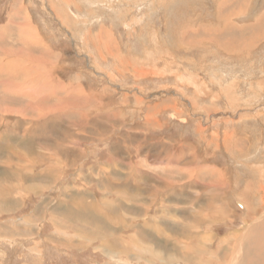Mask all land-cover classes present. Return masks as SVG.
<instances>
[{"label":"rangeland","instance_id":"1","mask_svg":"<svg viewBox=\"0 0 264 264\" xmlns=\"http://www.w3.org/2000/svg\"><path fill=\"white\" fill-rule=\"evenodd\" d=\"M0 71V264H264V0H0ZM55 115L74 126L42 128ZM126 133L157 137L159 170L131 156L103 195Z\"/></svg>","mask_w":264,"mask_h":264},{"label":"crops","instance_id":"2","mask_svg":"<svg viewBox=\"0 0 264 264\" xmlns=\"http://www.w3.org/2000/svg\"><path fill=\"white\" fill-rule=\"evenodd\" d=\"M54 84V83H53ZM38 86H39V89L36 91V94H35V96H37V95H39V96H42V95H45L46 97H47V95H48V90L47 89H49V87H47V85L46 84H38ZM55 86H56V84H55ZM60 86L59 85H57V88H59ZM63 88H70V87H66V86H64ZM63 88H61L59 91H58V93H62L63 94V97H65V95L67 94V93H69L70 91V89L68 90V89H63ZM44 89V90H43ZM72 89V88H71ZM63 90V91H62ZM72 91V90H71ZM38 92V93H37ZM16 93L15 92H12V95H10L9 93H8V103L9 102H11V101H13V99H12V97L14 98V99H16V101H19V102H23L24 101V98L22 97V95H21V97L19 96H17V95H15ZM49 96V95H48ZM26 102V101H25ZM16 103V102H15ZM147 111L148 110H145V108H143L142 110H140L136 115L138 116V120L140 121V122H142V124L144 125V126H146V128H147V130H153L154 128H155V125H154V120H153V117L152 116H154L155 114L154 113H148V115H147ZM140 115V116H139ZM151 118V119H150ZM140 126L138 125L137 126V128H139ZM157 130V129H156ZM115 132H116V130H114L113 132H109L108 133V136L107 137H110V138H113V136H112V134H115ZM25 133V132H24ZM21 134H23V132L21 133ZM21 136V135H20ZM23 136V135H22ZM130 137V138H129ZM157 137H152V134L150 135V136H147V135H143V133H132V135H131V133H126V135H121L120 137H118V139L116 140V142H112V143H107L109 146H110V151L113 153V154H115V155H118V154H120V156H121V154H122V158H124V157H126L125 158V160H124V162H123V164H120V166H119V162H117V164L115 165V162L116 161H111V159L113 158V157H111L110 155V158H106L104 161H103V163H105L106 161H107V163H106V168L107 169H110L112 172H110V171H108V173L107 172H103V173H100V175H95L96 174V172L94 173V175H92L93 176V181H92V184L90 185V187H93V186H96V189H98V190H101V194H103V195H106V196H109V194H110V191L106 188L107 187V180H111L110 179V177L109 176H114L115 178L116 177H120V176H122V174L124 173L123 172V169L126 171V172H128V171H130L131 170V166L129 165V166H127V163L129 162V158L131 157V156H135V159L133 160V162H135L136 160H138L139 159V163H142V164H144V170H159V168H156V169H154V167L153 166H151V164H153V163H157V159H159L160 160V157H158V156H160V151L158 150V151H156L157 149H156V144H155V142H158L157 143V145H159L160 143H159V141H156L155 139H156ZM101 141H107V139H103V140H101ZM111 141V140H110ZM137 141V142H136ZM128 142V143H127ZM106 144V145H107ZM116 144V145H115ZM129 145V146H128ZM117 146V147H116ZM132 146V147H131ZM55 147H58L57 145H55ZM114 147L115 148H117L121 153H119V151L118 152H116V150H114ZM69 148V147H68ZM66 149V148H65ZM70 149V151H71V149L72 148H69ZM106 150L108 151L109 150V147L107 146V148H106ZM30 152V153H29ZM74 152H76L75 150H74ZM73 152V153H74ZM129 153V154H128ZM18 154H19V156L20 155H28V156H31V155H33V152H32V148L31 149H29L28 151L27 150H25V149H20L19 151H18ZM156 155H158V156H156ZM19 156H16V158L17 157H19ZM28 156H24V163H23V165H25L26 164V159H28ZM137 156V157H136ZM157 157V158H156ZM39 159V158H38ZM42 159V158H41ZM131 159V158H130ZM20 160V159H19ZM192 161H193V159H191ZM191 160H189L190 161V163H192V161ZM70 161H71V164H72V159H70ZM162 161H164V162H166V157L165 158H163L162 159ZM61 162V163H60ZM59 165H61V167H64V166H67L68 165V161H64V160H61V161H59ZM103 163H95L94 164V166L93 165H91L90 166V168H94V167H98V166H101ZM172 163V159L170 158V157H168L167 158V163L166 164H171ZM19 165H21V163H18ZM62 164H64V166L62 165ZM47 164H45L44 166H46ZM124 165V166H123ZM157 165H158V163H157ZM191 165V164H190ZM118 166L121 168V170H119L118 169ZM186 166H188V164L186 165ZM169 167V166H168ZM106 170V169H105ZM123 172V173H122ZM122 173V174H121ZM45 174V173H44ZM214 175H216V185H215V187L213 188V189H215V193L213 194L212 192V194H213V196H217V193H220V191L222 190L221 188H223L222 186H218V183H217V175H219V174H215L214 173ZM84 175L82 174V178H89V176L87 175V177H83ZM139 176V178H146V179H148L149 181H150V178H148V177H146L145 175H138ZM100 179H98V178ZM101 177V178H100ZM81 178V179H82ZM81 179H79V181L81 180ZM101 181V182H100ZM86 184V183H85ZM97 184V185H96ZM87 185V184H86ZM99 185H100V187H99ZM111 186V183L109 184V187ZM119 186V185H118ZM118 186H117V188H118ZM121 186H122V189L121 190H123V189H125V187L123 186V183H121ZM87 188H89V186H87ZM218 188H220L219 190H218ZM90 189V188H89ZM212 190V189H211ZM211 190H209V191H211ZM118 193H120V191L119 190H117V192H116V194H118ZM111 194H113V193H111ZM216 194V195H215ZM23 195H26V193H24Z\"/></svg>","mask_w":264,"mask_h":264},{"label":"bare ground","instance_id":"3","mask_svg":"<svg viewBox=\"0 0 264 264\" xmlns=\"http://www.w3.org/2000/svg\"><path fill=\"white\" fill-rule=\"evenodd\" d=\"M65 3L67 4V3H69V1H65ZM15 11V10H14ZM19 11V10H18ZM45 15V14H44ZM55 15V14H54ZM63 17V16H62ZM29 19H31V18H29ZM36 46V45H35ZM8 52V51H7ZM50 52V51H49ZM4 56V55H3ZM8 58V61H10L11 60V55H9V54H7L6 55ZM148 56V55H147ZM5 58V57H4ZM118 61V60H117ZM121 61V60H120ZM132 61V60H131ZM140 61V60H139ZM2 62V61H1ZM35 62V61H34ZM33 62V63H34ZM143 62V61H142ZM8 63H10V62H8ZM122 63V62H121ZM36 64H38V63H36ZM41 64V63H40ZM25 65V64H24ZM42 65V64H41ZM108 66V65H107ZM125 67V66H124ZM9 68V67H8ZM26 69H30V68H26ZM12 70V68L10 69V71H9V73H7L8 74V76L10 77V74H12V75H16L17 73L19 74V75H24L25 74V70L24 71H22V72H17V71H11ZM189 70V69H188ZM3 71H4V69H3ZM30 71V70H29ZM52 71V70H51ZM1 72V71H0ZM123 72V71H122ZM136 72V71H135ZM138 72V71H137ZM140 73H142V72H140ZM28 74H29V72H28ZM30 76H31V74H30ZM141 76V75H140ZM27 77V76H26ZM145 77H148V76H145ZM30 79H32V78H34L33 76H31V77H29ZM37 78H39V76H37ZM137 78V77H136ZM141 78V77H140ZM143 78V77H142ZM7 79V78H6ZM9 79V78H8ZM24 79V78H23ZM187 79V78H186ZM10 81H12V80H10ZM109 81V80H108ZM13 82V81H12ZM26 82H29V80L28 81H26ZM44 82H47L48 84H46V85H48L49 86V89H47L48 91L49 90H53V91H56V92H54L55 94L57 93V85H56V87H54L55 86V84H53L54 86H52L51 85V82H48L47 81V79L46 80H44ZM70 82V81H69ZM74 82V81H73ZM10 85H11V82H8ZM2 84V83H1ZM43 84H45V83H43ZM10 85L8 86V87H10ZM20 85V84H19ZM24 85V84H23ZM25 86H29V85H25ZM23 87V89L24 88H26V87ZM7 87V86H6ZM94 87V86H93ZM60 88V87H59ZM72 88V87H71ZM16 89V88H15ZM22 89V90H23ZM26 90H29V87L28 88H26ZM44 90V89H43ZM63 91V90H62ZM70 91V90H69ZM23 92L26 94V96H29V93L30 94H32V95H34L35 93H33V91L31 90V91H29V92H27V91H25V90H23ZM70 92H73V91H70ZM75 92V91H74ZM21 93H22V91H21ZM38 93V92H37ZM24 94V95H25ZM22 95V94H21ZM129 95V94H128ZM69 95H67L66 97H68ZM81 96V95H80ZM55 97H58V96H55ZM70 97H71V95H70ZM69 97V98H70ZM60 98H62V97H60ZM68 98V99H69ZM68 99H64V100H68ZM136 99V98H135ZM37 100H40V97H39V99H37ZM59 101H61V99H59ZM63 101V100H62ZM72 101V100H71ZM75 101V100H74ZM74 101H72V102H74ZM30 103V102H29ZM40 103V102H39ZM59 103V102H58ZM66 103V102H65ZM68 103H66V105H67ZM78 104V103H77ZM9 105V104H8ZM12 105V104H11ZM56 105V109L59 107V105L56 103L55 104ZM73 105V104H72ZM75 105V104H74ZM26 106V105H25ZM53 106V105H52ZM17 107V106H16ZM54 107V106H53ZM66 107V109H67V106H65ZM60 108V107H59ZM58 108V109H59ZM71 108V107H70ZM128 108V107H127ZM57 109V110H58ZM69 109V108H68ZM26 111L28 110V109H25ZM51 111H53L52 109H50V110H47V112H51ZM63 111H64V109H63ZM62 111V112H63ZM60 112V111H59ZM77 112V111H76ZM79 112V111H78ZM40 113H42V111H40ZM157 113V112H156ZM6 114V113H5ZM64 114V113H63ZM45 116V115H44ZM140 116V115H139ZM259 117H260V115H258ZM263 116V115H262ZM39 117V116H38ZM42 117V116H41ZM48 117V116H47ZM53 117V116H52ZM59 116L57 115V117H56V115H55V118H53V119H51V120H46L47 121V125H46V123H44V124H42V128L43 127H45L46 128V130H48V131H55L54 132V134L56 135L57 133H59V131H56L58 128H56L55 127V124H58L59 126H61V125H64V130H71V128L74 126L72 123H63V121L60 119V117L58 118ZM258 117V118H259ZM18 118V117H17ZM28 119V118H27ZM151 119V118H150ZM97 120V119H96ZM26 121V120H25ZM97 121H100V120H97ZM6 122V121H5ZM2 123V122H1ZM7 123H8V121H7ZM98 123V122H97ZM110 123V122H109ZM121 124V123H120ZM3 125V124H2ZM6 125V124H5ZM104 125V124H103ZM107 125V124H106ZM7 126V125H6ZM10 126V125H9ZM137 126V125H136ZM58 127V126H57ZM103 127V126H102ZM113 127V126H112ZM15 128V127H14ZM19 128V127H18ZM109 128V127H108ZM140 128V127H139ZM20 129V128H19ZM63 130V131H64ZM102 130V129H101ZM142 130V129H141ZM134 131V130H133ZM3 132V131H2ZM7 132V131H6ZM14 132V131H13ZM71 132V131H70ZM132 132V131H131ZM4 133V132H3ZM89 133V132H88ZM14 134H17L16 133V131H15V133ZM101 134V133H100ZM2 135H4V134H2ZM95 135V134H94ZM74 136V135H73ZM73 136L70 134V133H66V134H64L63 135V137L61 138V134H59V137H56L57 139H59V140H61L62 139V141L59 143V144H63L64 143V141L65 142H67L69 145H71V143L73 144V142L70 140L71 138H73ZM3 137V136H2ZM256 137V136H255ZM130 138V137H129ZM24 141V140H23ZM56 140H54V142H55ZM73 141H74V139H73ZM96 142H99V141H96ZM137 142V141H136ZM117 143V142H116ZM128 143V142H127ZM24 144V143H23ZM68 144H67V146H68ZM88 144V143H87ZM55 145H57V144H55ZM74 145H75V143H74ZM116 145V144H115ZM264 145V144H263ZM76 146V145H75ZM129 146V145H128ZM66 146H64V148H65ZM117 147V146H116ZM132 147V146H131ZM60 148H62V147H60ZM79 148V147H78ZM4 149V148H3ZM38 149H41V148H38ZM67 150H69V148L67 147ZM109 150H110V147H109ZM115 150V149H114ZM235 151V150H234ZM35 151L33 150V153H34ZM58 152V151H57ZM68 152V151H67ZM120 152V151H119ZM54 153V152H53ZM116 154V153H115ZM172 154V153H171ZM54 155H55V158H57L56 157V153H54ZM79 156V155H78ZM31 157V156H30ZM33 157V156H32ZM137 157V156H136ZM34 159V158H33ZM11 160H12V158H11ZM11 160H10V162H11ZM112 160V159H111ZM4 162V161H3ZM77 162V161H76ZM52 164V163H51ZM130 164V163H129ZM255 165V164H254ZM2 166V165H1ZM7 166V165H6ZM16 166H18L19 167V169H21V168H23L24 167V165L22 166V167H20L21 165H19L18 163H16ZM102 167V166H101ZM105 167V166H104ZM260 168V167H259ZM57 170V169H56ZM47 171H48V173H47ZM103 172V171H102ZM45 173H47L48 175H50L51 176V173H52V170L49 168V167H45ZM108 173V172H107ZM123 173V172H122ZM121 173V174H122ZM53 174V173H52ZM74 176V175H73ZM218 176V175H217ZM110 177V176H109ZM126 178V177H125ZM31 179V178H30ZM217 179H219V176L217 177ZM5 181H9V180H11V179H9V178H5L4 179ZM13 181H15V180H13ZM30 181V180H29ZM0 182L2 183V180H0ZM101 182V181H100ZM11 184H9V188H12V189H15V188H17L18 190H24V191H26V185H24L23 183H22V185L21 184H19V181H15L14 183L13 182H10ZM218 183V186L220 187V185H219V182H217ZM3 186H5V187H8V184H2ZM31 185V184H30ZM73 185V184H72ZM216 185V184H215ZM36 186V185H35ZM38 186H41V185H37L36 186V188H38V189H40L41 187H38ZM207 186V185H206ZM83 187V186H82ZM221 188V187H220ZM220 188H218V190L220 189ZM16 189V190H17ZM120 189V188H119ZM261 189V188H260ZM115 190V189H114ZM115 191H117V190H115ZM213 191H215V189H213ZM248 191V190H247ZM216 192V191H215ZM264 192V191H263ZM4 194H6V193H4ZM216 195V194H215ZM215 197V196H214ZM217 197V196H216ZM258 197H260V196H258ZM211 198V197H210ZM209 198V199H210ZM2 200V199H1ZM6 200H8L7 198H5L4 197V200L3 201H1V202H5ZM82 200V199H81ZM79 202V201H78ZM77 202V203H78ZM118 202V201H117ZM76 203V204H77ZM6 204H8V203H6ZM82 204V203H81ZM83 205V204H82ZM118 206V205H117ZM240 206V205H239ZM71 207V206H70ZM83 207H84V205H83ZM80 208V207H79ZM78 208V209H79ZM82 208V207H81ZM241 208V207H240ZM251 208H252V206H251ZM257 208V207H256ZM85 209V208H84ZM114 209V208H113ZM258 209H260V208H258ZM81 210V209H80ZM209 210V209H208ZM221 210V208H219V210L217 211V212H219ZM255 210V209H254ZM261 210H262V208H261ZM215 211V210H214ZM83 212V211H82ZM247 212L249 213L248 215V218L250 217V218H252L251 217V215H255V216H257L258 217V212L257 211H253V209H252V211H251V209H249L248 207H247ZM221 213V212H220ZM169 214V213H168ZM263 214V213H262ZM115 215V214H114ZM221 215V214H220ZM260 216H261V214H260ZM260 216L258 217V218H260ZM221 217V216H220ZM263 217V216H262ZM118 218V217H117ZM163 218H167L166 216L165 217H163ZM223 218V217H222ZM249 218V219H250ZM215 219V218H214ZM262 220V219H261ZM109 221V220H108ZM222 221V220H221ZM251 221V220H250ZM254 222V221H253ZM256 222V221H255ZM261 222V221H260ZM44 223V222H43ZM117 223V222H116ZM246 223V222H245ZM73 224V223H72ZM84 224H86V223H84ZM92 224V223H91ZM162 224V223H161ZM256 224V223H255ZM86 225H89V224H86ZM251 225V224H250ZM249 225V226H250ZM14 226V225H13ZM84 226V225H83ZM91 226V225H90ZM126 226V225H125ZM154 226V225H153ZM256 226V225H255ZM74 227V226H73ZM110 227V226H109ZM264 227V226H263ZM66 228V227H65ZM98 228V227H97ZM100 228V227H99ZM155 228V227H154ZM249 227H247V229H248ZM108 229V228H107ZM112 229V228H111ZM28 230V229H27ZM100 230V229H99ZM102 230V229H101ZM243 230H245V228L243 229ZM18 231V230H17ZM156 231V230H155ZM248 231V230H247ZM160 232V231H159ZM9 233V232H8ZM78 233V232H77ZM247 233H249V232H247ZM17 234V233H16ZM86 234V233H85ZM92 234V233H91ZM241 234H242V232H241ZM9 235H10V233H9ZM249 235V234H248ZM10 237V239L12 238V236H9ZM16 237V236H15ZM20 238H21V236H19ZM54 237V236H53ZM105 237V236H104ZM5 238V237H4ZM8 238V237H7ZM23 238V237H22ZM107 238V237H106ZM150 238V237H149ZM158 238V237H157ZM17 239H18V237H17ZM80 239V238H79ZM237 239H238V237H237ZM243 239V238H242ZM255 239V238H254ZM81 240V239H80ZM240 240H241V238H240ZM78 241V240H77ZM256 241V240H255ZM12 243V242H11ZM43 243V242H42ZM238 243H240V242H238ZM160 244V243H159ZM61 245H63V244H61ZM251 245V244H250ZM239 246V245H238ZM243 246V245H242ZM255 246V245H254ZM259 247V246H258ZM64 248V247H63ZM114 248V247H113ZM254 248V247H253ZM65 249V248H64ZM63 251V250H62ZM125 251V250H124ZM150 251L151 252H153V250H151L150 249ZM261 251V250H260ZM256 252V251H255ZM121 254V253H120ZM259 254V253H258ZM123 255V254H122ZM132 255V254H131ZM112 256V255H111ZM141 256V255H140ZM159 256L160 257H162L163 258V255L161 254V253H159ZM228 256V255H227ZM68 257V256H67ZM158 257V256H157ZM231 257H232V253H231ZM128 258V257H127ZM233 258V257H232ZM130 259V258H129ZM229 259V258H228ZM234 259H236L235 257H234ZM255 259V258H254ZM257 260V259H256ZM68 262V261H67ZM233 262V261H232ZM230 263H231V259H230ZM237 263V262H236ZM252 264V263H251Z\"/></svg>","mask_w":264,"mask_h":264}]
</instances>
